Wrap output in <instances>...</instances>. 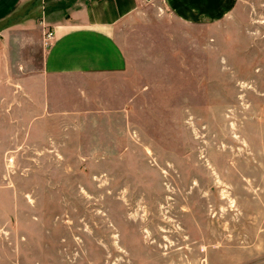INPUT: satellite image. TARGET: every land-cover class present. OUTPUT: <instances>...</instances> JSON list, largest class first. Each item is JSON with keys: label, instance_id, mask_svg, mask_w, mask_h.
<instances>
[{"label": "crops", "instance_id": "1", "mask_svg": "<svg viewBox=\"0 0 264 264\" xmlns=\"http://www.w3.org/2000/svg\"><path fill=\"white\" fill-rule=\"evenodd\" d=\"M262 29L264 0H0V264L54 263L41 258L36 199L15 177L46 171L45 159L136 152L153 94L165 108L196 86L197 36L234 75L263 59L246 55ZM227 248L208 247V264L255 258Z\"/></svg>", "mask_w": 264, "mask_h": 264}, {"label": "rangeland", "instance_id": "2", "mask_svg": "<svg viewBox=\"0 0 264 264\" xmlns=\"http://www.w3.org/2000/svg\"><path fill=\"white\" fill-rule=\"evenodd\" d=\"M262 30L246 55L263 59L234 75L209 58L207 39L197 36L196 86L169 93L165 108L153 94L138 120L136 152L45 159L46 171L14 178L24 180L42 216L35 227L42 260L208 264V247H228L254 254L246 264H264Z\"/></svg>", "mask_w": 264, "mask_h": 264}, {"label": "built area", "instance_id": "3", "mask_svg": "<svg viewBox=\"0 0 264 264\" xmlns=\"http://www.w3.org/2000/svg\"><path fill=\"white\" fill-rule=\"evenodd\" d=\"M55 38V32L48 29L45 31V38H44V42H45V45H49L52 40Z\"/></svg>", "mask_w": 264, "mask_h": 264}]
</instances>
